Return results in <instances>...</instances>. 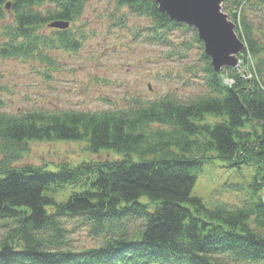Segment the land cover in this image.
Returning a JSON list of instances; mask_svg holds the SVG:
<instances>
[{"label":"trees","instance_id":"16d2710c","mask_svg":"<svg viewBox=\"0 0 264 264\" xmlns=\"http://www.w3.org/2000/svg\"><path fill=\"white\" fill-rule=\"evenodd\" d=\"M86 2L0 0V58L77 50L80 39L70 27L51 35L39 29L76 21ZM44 5L51 7L42 13ZM115 5L147 17L152 40L166 42L165 34L186 27L202 48L195 29L171 21L154 0ZM248 8L264 15V0L222 6L255 62L250 81L229 67L215 73L202 52L208 91L186 102L166 96L120 110L0 112V264H264V42ZM8 17L12 22L3 24ZM52 140H84L90 152L121 158L62 163L54 171L14 165L31 141ZM213 159L252 169L247 204L211 208L191 194L195 170ZM66 187L74 189L63 195ZM73 220L96 245H74Z\"/></svg>","mask_w":264,"mask_h":264},{"label":"rangeland","instance_id":"374dc122","mask_svg":"<svg viewBox=\"0 0 264 264\" xmlns=\"http://www.w3.org/2000/svg\"><path fill=\"white\" fill-rule=\"evenodd\" d=\"M50 7L38 10L45 13ZM246 12L256 37L264 42V15L257 8ZM11 22L8 17L3 24ZM149 26L147 17L132 14L126 7L117 9L115 0H87L81 16L70 26L80 39L77 50H42L48 59L0 58V112L120 110L137 101L167 96L186 102L206 94L207 65L193 31L179 27L164 35L166 42H159L150 38ZM39 30L43 35L53 33L48 26ZM4 41L0 31V45ZM221 71L225 72L224 68ZM87 147L84 140L31 141L28 152L14 165L45 166L54 171L62 163L75 166L121 158L111 150L90 152ZM195 172L191 194L207 207L248 203L251 168L227 166L213 159ZM74 188L66 187L63 195ZM68 224L74 230L76 247L97 244L84 225L75 220ZM2 234L0 229V238Z\"/></svg>","mask_w":264,"mask_h":264},{"label":"water","instance_id":"95a60500","mask_svg":"<svg viewBox=\"0 0 264 264\" xmlns=\"http://www.w3.org/2000/svg\"><path fill=\"white\" fill-rule=\"evenodd\" d=\"M154 1L170 20L195 28L215 72L222 67L235 65V55L243 48V43L234 33V24L220 11V4L224 0ZM48 26L64 29L68 21L56 20L48 23Z\"/></svg>","mask_w":264,"mask_h":264}]
</instances>
